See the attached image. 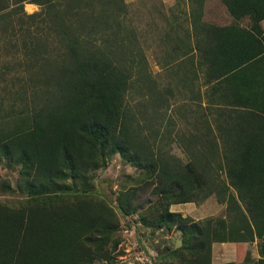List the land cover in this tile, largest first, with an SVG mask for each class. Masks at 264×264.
Wrapping results in <instances>:
<instances>
[{
  "label": "trees",
  "instance_id": "obj_1",
  "mask_svg": "<svg viewBox=\"0 0 264 264\" xmlns=\"http://www.w3.org/2000/svg\"><path fill=\"white\" fill-rule=\"evenodd\" d=\"M206 1L161 11L160 76L125 0H0V165L23 197L0 202V264H121L134 224L162 264H219L215 242L237 244L224 264L248 263L257 240L264 264V0H220L226 24ZM116 155L139 173L106 197ZM212 195L222 216L172 210ZM173 228L181 244L162 250L156 232Z\"/></svg>",
  "mask_w": 264,
  "mask_h": 264
},
{
  "label": "rangeland",
  "instance_id": "obj_2",
  "mask_svg": "<svg viewBox=\"0 0 264 264\" xmlns=\"http://www.w3.org/2000/svg\"><path fill=\"white\" fill-rule=\"evenodd\" d=\"M129 4V13L134 18V23L138 25L137 27L144 33V40L147 47L146 54L151 64V69L155 73L154 75L165 76L164 72H161L160 65L157 62V55L162 52V47H159L157 39L158 32L161 31L162 27L165 25L164 20L161 17V11H168L170 5L176 4L173 7L177 9L180 7H185V3L181 2L180 7L177 6L179 1L186 0H125ZM208 6L205 7L206 19L216 23H228L231 21L228 12L225 7L221 4L220 0H207ZM29 4V5H27ZM25 5V11L27 13H34L39 11L41 8L37 5L34 9L30 6V3ZM131 18V17H130ZM133 20V19H132ZM246 23V22H245ZM247 24V23H246ZM6 41L2 40L0 45L4 44ZM173 152L175 155L183 158L184 161L187 160V155L178 146L174 144ZM139 172L131 165L123 164V161L119 155L114 156L110 161L109 166L100 171L97 178L98 187L100 193L103 196L108 197L114 192H118L120 188L119 183L125 182L128 175H137ZM19 181L18 170L12 168H4L0 165V202L13 203L21 201L23 197L19 191L6 190L4 187L8 183L11 184L12 188L17 187ZM6 183V184H4ZM11 191V192H9ZM139 195L136 199V203L139 206L140 211L147 207L151 202L155 200L151 189H140ZM172 209L174 211H183L184 215L191 216L195 219H201L210 215L222 216L224 213V205L217 202L216 196L212 195L206 199L201 204L195 202L180 204L179 206L173 205ZM181 209V210H180ZM138 214L130 216L129 219L135 220L138 218ZM126 219V218H125ZM124 222V217H122ZM122 222V223H123ZM138 223V222H137ZM152 229L139 228L136 224L130 227L128 233L124 232L122 234L123 239L115 250L118 260L121 264H162V260L159 259V251L154 248L151 244V235L153 236ZM157 233V234H156ZM156 241H164L162 245V250H164L168 245L173 248L181 244V233L173 228L170 229H160L156 232ZM253 244H248V249L252 252ZM165 247V248H164ZM225 251L233 252V248H227ZM256 253V250L255 252Z\"/></svg>",
  "mask_w": 264,
  "mask_h": 264
},
{
  "label": "crops",
  "instance_id": "obj_3",
  "mask_svg": "<svg viewBox=\"0 0 264 264\" xmlns=\"http://www.w3.org/2000/svg\"><path fill=\"white\" fill-rule=\"evenodd\" d=\"M175 4H176V2L173 5H175ZM27 5H29V4H27ZM173 5H170V7H173ZM206 5L208 6L207 1H206ZM30 6H33L32 8L35 9L37 7V4L30 3ZM221 24H226V23H221ZM179 205L180 204H177V206H179ZM181 212L184 213V210ZM258 243H259V240L251 243V244L256 246V249L253 246V251L251 252L252 260L248 263H241V264H254L261 257L259 249H258ZM236 245L237 244L235 242H215L213 244V259H214V261L216 263H219V264H224L227 262H234L237 258V256H236ZM246 246H248V243L246 244ZM227 248H233V252L231 253V251H228V252L225 251V249H227ZM247 250H249L248 247H247ZM255 250H256V253H254ZM246 256H247V254H246Z\"/></svg>",
  "mask_w": 264,
  "mask_h": 264
},
{
  "label": "built area",
  "instance_id": "obj_4",
  "mask_svg": "<svg viewBox=\"0 0 264 264\" xmlns=\"http://www.w3.org/2000/svg\"><path fill=\"white\" fill-rule=\"evenodd\" d=\"M130 230V227L129 228H126V229H124L123 230V232H126V233H128V231Z\"/></svg>",
  "mask_w": 264,
  "mask_h": 264
}]
</instances>
